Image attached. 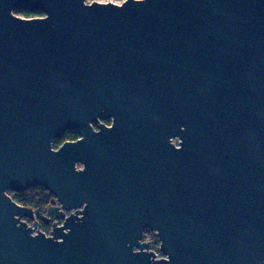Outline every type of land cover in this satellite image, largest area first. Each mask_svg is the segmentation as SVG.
<instances>
[{
	"label": "water",
	"instance_id": "1",
	"mask_svg": "<svg viewBox=\"0 0 264 264\" xmlns=\"http://www.w3.org/2000/svg\"><path fill=\"white\" fill-rule=\"evenodd\" d=\"M0 264H264V0H0Z\"/></svg>",
	"mask_w": 264,
	"mask_h": 264
},
{
	"label": "flooded vegetation",
	"instance_id": "2",
	"mask_svg": "<svg viewBox=\"0 0 264 264\" xmlns=\"http://www.w3.org/2000/svg\"><path fill=\"white\" fill-rule=\"evenodd\" d=\"M101 124H105L106 126L111 127L114 124V117L113 116H109L107 118H102L99 117V119L95 122L92 123L94 129L96 131H100L101 130ZM83 138V136L76 130H68L66 131V133L60 137V138H56L54 140V148H59L64 142L66 141H74V140H78ZM156 139V138H155ZM174 143H176L177 145H179V138H174L173 139ZM159 152V145L157 144L156 140H155V145H151L148 144V146H145V149L139 148L136 153H135V157H139L140 161L142 164H145L147 161H150L152 158H157ZM79 167L82 166L81 163L78 164ZM54 197L53 200L51 201V203L49 204V206L51 204H54ZM35 211H36V216L37 218L40 220L41 223V229L44 230L45 232L47 231H51L52 228V223L54 222V218L50 221V222H46L44 221L41 216L46 214V211L42 214H40L38 212V210L34 207ZM69 214V213H68ZM48 228V229H46ZM150 234V235H149ZM143 240L144 241H151L152 242V246L151 248L153 249V247L157 248V236L155 234L154 231L150 230V229H146L143 235ZM155 244V245H154Z\"/></svg>",
	"mask_w": 264,
	"mask_h": 264
},
{
	"label": "trees",
	"instance_id": "3",
	"mask_svg": "<svg viewBox=\"0 0 264 264\" xmlns=\"http://www.w3.org/2000/svg\"><path fill=\"white\" fill-rule=\"evenodd\" d=\"M25 13L28 16L41 15L38 13ZM10 194L19 203L35 207L40 214L47 210L49 204L53 200V195L43 188H31L22 192L10 191Z\"/></svg>",
	"mask_w": 264,
	"mask_h": 264
},
{
	"label": "rangeland",
	"instance_id": "4",
	"mask_svg": "<svg viewBox=\"0 0 264 264\" xmlns=\"http://www.w3.org/2000/svg\"><path fill=\"white\" fill-rule=\"evenodd\" d=\"M90 2L94 1V0H88ZM98 1H101V2H108V1H114L116 3H122L124 0H98ZM21 16H25V17H30L31 15H26L25 12H20L19 13ZM32 16H36V15H32ZM33 221H30V223H32ZM47 233H50L49 231H47Z\"/></svg>",
	"mask_w": 264,
	"mask_h": 264
}]
</instances>
